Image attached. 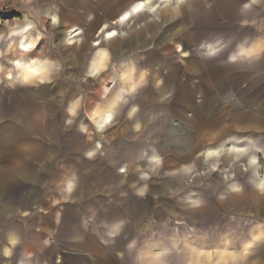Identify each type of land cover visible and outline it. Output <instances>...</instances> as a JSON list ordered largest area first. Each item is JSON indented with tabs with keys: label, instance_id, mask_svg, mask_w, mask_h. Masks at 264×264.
I'll use <instances>...</instances> for the list:
<instances>
[{
	"label": "rangeland",
	"instance_id": "obj_1",
	"mask_svg": "<svg viewBox=\"0 0 264 264\" xmlns=\"http://www.w3.org/2000/svg\"><path fill=\"white\" fill-rule=\"evenodd\" d=\"M232 1L36 0L41 10L48 9L36 22L47 42L40 41L34 50H45L40 60L49 72L42 80L34 76L25 81L13 75L5 79L6 69L0 72V139H6L12 150L9 155L0 149V159L6 168L24 162L39 176L37 182H23L15 172L13 181H8L12 187L0 197V238L6 231L15 237L12 244L8 239L3 243L11 247V263L27 253V264H120L121 253L113 258L101 251L114 239L108 236L106 242L97 234L105 228L98 215L119 206L107 193L115 182L96 189L107 172L108 149L115 148H126L127 162L134 163L131 152L137 160L128 168L118 157L111 173L130 179L128 188L146 199L149 211L158 215L145 221L142 231L135 225L130 230L133 259L145 247L156 248L162 229L174 234L183 228L202 236L195 229L197 223L181 219L178 212L197 209L192 200L200 194L223 201L226 190L236 191L241 184L263 197H256L254 209L240 205L241 196H229L215 205L225 208L215 211L216 227L232 229L239 252L240 234L253 228L244 250L259 242L256 249L264 247V71L260 64L264 13L235 17L229 10ZM136 4L142 6L131 11ZM6 9L0 12L1 24L11 17L21 21L15 8ZM199 16L212 22L211 28L201 32L193 28L192 21ZM57 19L70 26L69 35L53 26L61 24ZM98 54L104 57L97 71L92 63ZM1 62L3 68H11L6 58ZM35 96L43 107L55 99L57 112L61 105V118L59 114L57 119H43L29 140L17 142L14 137L26 132L2 111L9 110L13 100ZM70 102L73 113L67 109ZM109 105L111 115L103 122ZM221 109L226 118H235L220 119ZM237 115L253 116L262 123L257 129L248 128L249 124L240 129ZM6 129L13 137L2 136ZM37 148L43 149L40 154ZM160 149L175 158L189 154L184 175L191 185L160 192L158 179L153 178L161 165L156 153ZM192 149L201 151L192 155ZM244 193L250 200L256 195ZM126 195L119 192L117 198ZM22 202L30 214L19 212ZM87 204L93 211L88 216L81 211ZM7 207L10 210L5 211ZM252 210L254 218L246 213ZM128 224L127 217L119 221V226ZM225 246L214 250L200 246L190 260L225 264L234 257Z\"/></svg>",
	"mask_w": 264,
	"mask_h": 264
},
{
	"label": "crops",
	"instance_id": "obj_2",
	"mask_svg": "<svg viewBox=\"0 0 264 264\" xmlns=\"http://www.w3.org/2000/svg\"><path fill=\"white\" fill-rule=\"evenodd\" d=\"M229 5V10L235 13V17L239 16L244 18L247 17V15H250L251 13H264V0H233ZM141 6L142 5L140 4H136L133 9H131V11ZM7 7L15 8L17 10L16 12L22 17V19L21 21H16L14 20V17H11V20L4 19V24L0 23V45L3 44L0 47V54L6 55L7 57L4 58H6L8 62L10 61L9 64H11V68H3L1 59L4 58H1L0 72H3V69H6L7 74H2L5 79L6 77L7 79H12L11 75H13L14 77H16L15 79H20L21 81H25L34 76L42 80V77H44L46 73L49 72L47 71L45 64L40 60H43L42 54L45 53V50L37 52L36 50H34V48L37 43L40 44L42 42H47V39L43 38L40 32L37 31L36 22L38 21L39 15L42 14V11H48V9L41 10L36 0H0V12H4L5 10H7ZM57 21L60 22L58 19ZM192 22L193 28L197 29L198 32L211 28L212 24V22L206 21L204 17L200 16L196 19H193ZM60 23V25L58 23L52 24H54L53 26H56V29L59 27L58 32L63 33L64 35H69L70 26L67 27V24L63 22ZM24 42H27L29 44L27 48H23L21 46V44ZM74 42L78 41L76 40ZM6 46L10 47V50L7 49V51H5ZM52 56V54H49V57ZM238 56L244 58L240 54H238ZM95 57H97V61L92 63V66L94 70L98 71V67L101 66L103 62L104 54H98ZM95 57H93V59ZM93 59L91 60L92 62ZM260 60L262 61L260 63L261 68L264 71V53L262 54ZM167 78H170V76H167ZM40 89L42 88L40 87ZM37 99V96H35L26 98L25 100H13L8 105L9 110L2 111L1 115L7 113L4 116H6L7 119H14V121L19 124V128H22V131L26 132V134L16 135L14 137L17 142L29 140L30 132L37 130L39 123L43 122V119H57V116H59V114L60 116L58 119L61 118V105L58 107L57 112V105L55 99L51 100L50 103L47 102L48 105H46V107L40 106L37 102ZM67 109L71 113L74 112L73 105L71 102ZM111 112V107L109 105V107L105 110L103 114V122L108 121ZM217 112L219 113L220 119L230 120L233 117L235 118V116L232 115L229 118H226L227 115L223 109ZM262 112L264 114V108ZM236 119H241L239 120L240 129L243 128V124H249L250 126L248 128L252 126V129H257L262 123L254 119L253 116L250 117L249 115H246L245 118H243V116L237 115ZM229 120H225L224 122H228ZM224 122H221V124H224ZM240 129L236 130L234 133H236ZM8 134H11V137H13V133L8 129L5 130L2 136L5 138V136H9ZM4 140L6 139H0L1 152L4 151L5 154L11 155V147H8L9 144H6ZM26 148H28V145H26ZM193 149L192 155H195L197 152L199 153V151H201V149L197 151H194ZM42 150L43 149L41 148H37V152L39 154L42 152ZM111 150L112 149H108V153L106 155L107 160L109 161V165L106 166V175H104V178L101 181H97L98 184L96 186V189H105L103 186L108 181L115 182L114 187L112 189L108 188L107 193L112 194L113 198H115V201L119 203V206H111L106 211L102 212V214L98 215V217H100L102 219V222L105 224V228L103 230L98 231V236L106 242L108 241V236L114 239L113 244H107L104 248H102L101 251L107 253L113 258L115 253H121L122 258L119 260L120 264H125V262H129V264H196L195 262L190 260L189 256L192 253L197 254L198 250L201 249L200 246H203L206 249L214 250L216 248H220L222 244H226L225 247L228 251L234 254V257L225 264H264V255H262L263 252L261 253V251H264V247L262 246L261 249L260 246L258 249H256L258 246L257 244L261 242L253 246H247V249L244 250V248L246 247L244 242L249 239L250 232L255 228L245 232L242 231V234L240 235L243 236L241 238V245L243 248L242 251L239 252L237 251V245L239 244V240L237 239L235 240L236 242H234L231 238L233 236L232 229H227V231H224V228H221L220 226L216 227L217 217L215 215V211H220L221 207L215 205H221V203H223L231 195L235 197L241 196L237 202L240 205H243V207H245L244 205H246L247 208L255 209V207L252 205L256 203V197L262 198L263 196L260 197L259 191H256L254 188L247 184L237 185L238 187L236 191L226 190L224 195L225 198L223 201L215 200L212 199L210 196L200 194L199 196L194 197V199L192 200V203L198 204L197 209H183L178 212L181 219L183 218L191 220L193 223H197L198 227H196L195 229L198 230L197 233L202 234V236L199 237L194 234L190 235V232H188V230L186 231L183 228L181 230H178L177 233L173 234L170 232V229L165 228L162 229V231L164 232L162 234L163 238L159 242H157V244L155 245L156 248H153L152 246L145 247L144 253L143 251H141L140 256H135V258L133 259L131 253L132 247L130 244V239L134 235L129 233L130 230L133 228V225H135V228H139V230L142 231L144 222L151 220L154 221L158 218V215L152 214V210L149 211L150 209L148 208V202L146 201V199L141 196H138L136 194V191H134L133 189L128 188V183L131 182L130 179H119L115 174L111 173L112 170L115 168V161L118 157L121 160V163L126 164L129 168L136 163L137 159L135 158V154L131 152V155L134 158V163H129L124 159V155L128 153L126 148H115L114 150ZM156 153H158V155L161 157V165L158 170H155L156 175H154L153 178L158 179L160 192L165 193L168 191V188H172L174 186L185 189L186 187L191 185V183H189L191 181L186 180L184 175L186 171L189 170V166L185 163L186 161H189L191 159L189 158V154L181 155L180 157L175 158L174 156L169 155L167 151L162 149L156 150ZM150 154L155 155V153ZM88 155H90V153ZM152 158H154V156ZM90 164H94V162H90ZM15 172H18L20 175H22L23 180L21 181L23 182H37L39 179V176H37V174L31 173L30 168L24 162L16 164L13 168L11 167L0 169V176L6 174L9 177V179H7L6 181L0 180V188L3 191L1 192L0 190V197L4 194L5 189L12 187L10 183H8V181H13V175ZM124 191H126L127 193L126 197L117 198L118 193ZM246 191L248 194H256L255 197L250 200V197L244 193ZM21 206L22 207L19 209L20 213L30 214V211L28 210V208H26L27 205L24 202L21 203ZM11 207H14L13 204ZM8 209L9 207H7L5 211H7ZM201 209H203L204 211L202 212ZM224 209L225 208L221 210ZM81 211L87 216L93 214L92 208L91 206H89V204L82 206ZM246 213L247 216H251V214L255 213V211H247ZM254 215H252L251 217L254 218ZM123 217H127L129 219L128 226H119V221ZM2 219L3 218H1L0 225H3ZM7 239L11 242L9 244H12L15 240L14 234H11V232L6 231L4 234H2L0 238V264H27L24 260L28 256L27 253L25 254V256H18L16 258V261L11 263V257H9V254L11 253V247L9 248L3 244ZM224 241H226V243ZM128 255L132 257L131 261H128L126 259ZM73 263L78 264V262ZM204 264L217 263L211 262Z\"/></svg>",
	"mask_w": 264,
	"mask_h": 264
},
{
	"label": "snow or ice",
	"instance_id": "obj_3",
	"mask_svg": "<svg viewBox=\"0 0 264 264\" xmlns=\"http://www.w3.org/2000/svg\"><path fill=\"white\" fill-rule=\"evenodd\" d=\"M2 161H3V159H0V169H5L6 167L3 166ZM7 179H9V177H8L6 174L0 176V180H4V181H6Z\"/></svg>",
	"mask_w": 264,
	"mask_h": 264
},
{
	"label": "bare ground",
	"instance_id": "obj_4",
	"mask_svg": "<svg viewBox=\"0 0 264 264\" xmlns=\"http://www.w3.org/2000/svg\"><path fill=\"white\" fill-rule=\"evenodd\" d=\"M21 46L23 48H27L29 46V44L27 42L26 43L24 42V43L21 44ZM129 76H130V74L126 75V77H129Z\"/></svg>",
	"mask_w": 264,
	"mask_h": 264
}]
</instances>
